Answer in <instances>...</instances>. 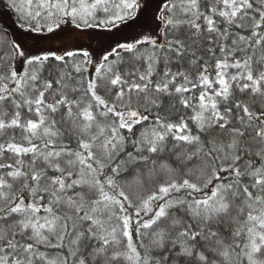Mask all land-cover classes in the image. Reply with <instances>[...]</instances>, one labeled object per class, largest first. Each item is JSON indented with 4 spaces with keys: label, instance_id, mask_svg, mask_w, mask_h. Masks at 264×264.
I'll use <instances>...</instances> for the list:
<instances>
[{
    "label": "snow or ice",
    "instance_id": "1",
    "mask_svg": "<svg viewBox=\"0 0 264 264\" xmlns=\"http://www.w3.org/2000/svg\"><path fill=\"white\" fill-rule=\"evenodd\" d=\"M9 13L24 38L0 23V264H264V0ZM141 164L161 180L132 190Z\"/></svg>",
    "mask_w": 264,
    "mask_h": 264
},
{
    "label": "trees",
    "instance_id": "2",
    "mask_svg": "<svg viewBox=\"0 0 264 264\" xmlns=\"http://www.w3.org/2000/svg\"><path fill=\"white\" fill-rule=\"evenodd\" d=\"M9 16L11 18L3 17L2 19H0V23L5 24L6 28H7V31L12 34L10 27L11 26L18 27V26L14 23L15 16L13 14H11V13H9ZM87 31H88V33H94L95 34V38L94 39L91 38L86 33L85 36H84V39H83V43L85 45H89L90 44L92 49H96L97 51H99L100 48L103 45H106L108 43V42L104 41V39L106 37H104L103 30H101V29H92V30H87ZM135 31H138V30H133L132 28L126 29L125 30V35H128L129 32H132L133 34H135ZM7 39L8 38L3 36V33H0V41H6ZM161 42H162V40H161ZM51 46L53 48H59L60 47V41H53L51 43ZM0 47H2L4 50H6L7 43L4 42L2 45H0ZM101 94H103V93L101 92ZM188 114H191V113H188ZM173 119H175L174 116H173ZM152 158L157 160V167L159 166V164L161 162H167V163L171 164L173 167H177L178 166L177 162L175 161V158L173 156H169L167 153H165L164 155L159 156V157L153 156ZM194 163H195V161L190 162L189 167H191L192 164H194ZM138 167H139V173H137V172H135L133 170H130L128 173H125L124 176H123V179L125 181L129 182V184L131 185L132 190H135V188L137 187V185L135 183L137 180L143 182V187L145 189H150L156 183L160 182V180H161L160 176L151 177L149 175V168L151 167L150 164L148 166H145V165L141 164Z\"/></svg>",
    "mask_w": 264,
    "mask_h": 264
},
{
    "label": "rangeland",
    "instance_id": "3",
    "mask_svg": "<svg viewBox=\"0 0 264 264\" xmlns=\"http://www.w3.org/2000/svg\"><path fill=\"white\" fill-rule=\"evenodd\" d=\"M10 29H11V32H12L13 35L19 36L21 39L24 38L22 35H20L22 30H20L18 27H16V26H11ZM109 35H110V34H109ZM102 36H103V35H102ZM104 37H106L105 34H104ZM104 37H103V38H104ZM104 41L108 42L107 38H105Z\"/></svg>",
    "mask_w": 264,
    "mask_h": 264
}]
</instances>
